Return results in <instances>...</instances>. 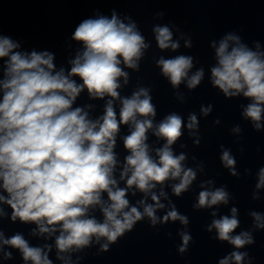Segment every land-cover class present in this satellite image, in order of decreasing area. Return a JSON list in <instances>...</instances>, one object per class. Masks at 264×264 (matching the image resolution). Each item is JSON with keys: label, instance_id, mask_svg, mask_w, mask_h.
Here are the masks:
<instances>
[{"label": "clouds", "instance_id": "obj_1", "mask_svg": "<svg viewBox=\"0 0 264 264\" xmlns=\"http://www.w3.org/2000/svg\"><path fill=\"white\" fill-rule=\"evenodd\" d=\"M156 16L163 18L164 13ZM173 28L180 31L176 25L152 26L161 53L176 52L181 47L180 39H184L185 48L192 47L191 38L185 39L183 33L174 40ZM71 40L81 48L67 60L69 69L57 66L55 53L35 48L21 50L18 40L0 34V221L34 224L29 235L46 241L54 239V244L33 246L22 232L6 237L0 227V259H13L12 251L7 249H18L23 264H54L49 254L55 248V258L61 264H80L85 249L95 244L99 245L95 255L107 253L145 221L157 232V225L179 221L183 228L177 230L181 239L177 250L187 253L193 243L189 217L177 209L165 189L170 187L172 196L181 198L191 190L198 172H204L202 161L195 168L188 167L187 153L176 154L173 149L185 127L189 136L196 137L194 143L200 144L196 113L189 112L185 122L181 114L173 111L157 122L152 86L143 85L139 79L131 95H121L120 89L129 85L131 79L126 69L140 72L141 61L152 48L151 41L130 16L121 18L112 10L109 17L97 11L94 18L82 19L76 25ZM254 46L255 50L243 42L237 31L210 41L216 63L210 67L208 83L225 99L245 98L248 102L240 105L241 116L251 122L254 131L261 132L264 51L258 41H254ZM195 60L186 54L153 56L159 75L181 103L186 102V97L179 90L180 85L192 91L205 78L204 67H196ZM85 92L91 101H104L101 115L90 116L94 104L78 105V98ZM212 111V104L200 107L205 117ZM214 123L219 124L220 119ZM122 126L127 129L126 135H121ZM231 131L240 134L243 130L237 124ZM149 133L163 141L162 145L151 147ZM118 138L127 152L122 163L116 152ZM179 146L187 147L184 143ZM220 148L222 166L232 177L240 178L231 149L223 145ZM239 151L243 153V147ZM245 174L251 175V169L245 168ZM214 185L212 179L199 183L201 191L193 209L227 206L234 199L227 185ZM260 190H264V166L258 169L252 200H260ZM138 192L142 198L132 203L129 195L135 197ZM160 210H166L162 216L157 215ZM230 213L216 218L217 211H211L213 219L206 226L208 233L215 230L211 239L227 242L234 249L218 264H252L248 251L240 249L255 244L253 233L264 230V214L248 212L253 220L251 227L237 233L241 224L238 208L231 207ZM167 236L171 238L172 233ZM76 253L84 255L73 259Z\"/></svg>", "mask_w": 264, "mask_h": 264}]
</instances>
